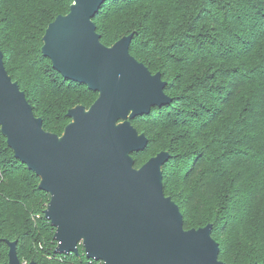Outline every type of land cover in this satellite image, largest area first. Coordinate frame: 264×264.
Here are the masks:
<instances>
[{"label":"trees","instance_id":"1","mask_svg":"<svg viewBox=\"0 0 264 264\" xmlns=\"http://www.w3.org/2000/svg\"><path fill=\"white\" fill-rule=\"evenodd\" d=\"M73 0H0V48L12 80L46 131L61 134L66 112L97 92L67 80L41 53L42 36ZM93 21L112 45L134 32L129 51L161 72L169 104L131 120L148 138L135 167L159 151L163 191L185 229L212 224L219 259L264 264V0H106ZM0 132V262L17 240L21 263L103 264L54 252L43 210L49 195Z\"/></svg>","mask_w":264,"mask_h":264},{"label":"water","instance_id":"2","mask_svg":"<svg viewBox=\"0 0 264 264\" xmlns=\"http://www.w3.org/2000/svg\"><path fill=\"white\" fill-rule=\"evenodd\" d=\"M105 1L73 0L42 36L41 53L52 67L97 92L89 107L67 110L59 135L34 115L0 48V132L49 195L43 213L54 228V252L78 255L81 246L103 264H229L219 259L212 224L185 229L178 204L164 194L162 168L171 154L162 150L134 165L132 154L148 138L131 120L172 98L161 72L130 53L134 32L109 46L101 42L93 18ZM7 244L0 264H23L17 240Z\"/></svg>","mask_w":264,"mask_h":264},{"label":"built area","instance_id":"3","mask_svg":"<svg viewBox=\"0 0 264 264\" xmlns=\"http://www.w3.org/2000/svg\"><path fill=\"white\" fill-rule=\"evenodd\" d=\"M25 264V263H24Z\"/></svg>","mask_w":264,"mask_h":264}]
</instances>
